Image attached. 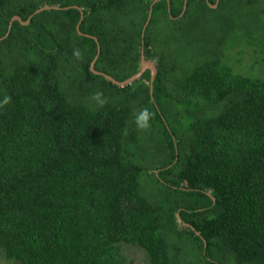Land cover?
<instances>
[{"label": "trees", "instance_id": "16d2710c", "mask_svg": "<svg viewBox=\"0 0 264 264\" xmlns=\"http://www.w3.org/2000/svg\"><path fill=\"white\" fill-rule=\"evenodd\" d=\"M239 43L247 74L227 64ZM141 53L152 93L148 70L120 87L90 69L124 81ZM5 94L8 263L123 264L130 245L149 264H264V0H0Z\"/></svg>", "mask_w": 264, "mask_h": 264}, {"label": "rangeland", "instance_id": "374dc122", "mask_svg": "<svg viewBox=\"0 0 264 264\" xmlns=\"http://www.w3.org/2000/svg\"><path fill=\"white\" fill-rule=\"evenodd\" d=\"M228 53H230V57L227 61V64L234 67V70L240 69L243 67L242 70H240L242 73H250V69L248 67V64H253L252 59L250 58L251 52H253L252 48H250L247 45H244L243 43H239L238 45L228 48ZM152 61L156 62V59H152ZM242 63H244L246 66H241ZM263 70L259 67H255V73L262 74ZM149 178V176H146ZM177 217V215H176ZM177 222L179 225L178 229L181 228L183 224L179 223V220L177 218ZM190 247L192 248V245L190 244ZM121 253L123 254L125 261L123 264H149L148 259L144 251H142L137 246H130V245H123L121 247ZM0 264H11L8 263L1 255L0 253Z\"/></svg>", "mask_w": 264, "mask_h": 264}, {"label": "water", "instance_id": "95a60500", "mask_svg": "<svg viewBox=\"0 0 264 264\" xmlns=\"http://www.w3.org/2000/svg\"><path fill=\"white\" fill-rule=\"evenodd\" d=\"M154 2H156V1H154ZM213 7H215V6H213ZM67 8H68V7H67ZM74 8H77V7L74 6ZM184 8H185V5H184ZM50 9H56V10H57V9H60V8L57 7V6H51V7H50V6H44V7L40 8V9H38V10L35 12V14L38 13V12H40V11H43V10H50ZM78 9H79V8H78ZM150 16H151V10L149 11L148 19H147V21H146V23H145V25H144V27H143L142 33H144L145 27H146V25L148 24V21H149V19H150ZM31 17H32V16H30L29 19H30ZM82 17H83V16H82V13H81V19H80V20H82ZM13 20H18V21H20L22 24H26V23H27V21H26V22H22V21L20 20L19 17H14ZM79 22H80V21H79ZM77 27H78V26H77ZM98 51H99V47H98ZM93 65H94V61H92L91 65H90V69L92 70V72H93L94 74L102 75V76H104L107 80L111 81L113 84H115V85H117V86H120V87H123V86H125V85L131 83L132 81L138 79L139 77H141V75H142L146 70H148V71L150 72V81H149V84H150V85H149V87H150V93H152V83H153V79H154L155 74H156V67H155L154 62H153V61L146 60V59H145V56H144L142 53H141V56H140V65H139V70L137 71V73H135L133 76L129 77L128 79H126V80H124V81H120V82L114 80L112 77H110V76H108V75H105V74H103V73H100V72L94 70V69H93ZM177 218H178L179 222L181 223V220H180L178 214H177ZM182 224H183V225H186V226H188V227H190L191 229H193L189 224H185V223H182Z\"/></svg>", "mask_w": 264, "mask_h": 264}, {"label": "clouds", "instance_id": "9594fccd", "mask_svg": "<svg viewBox=\"0 0 264 264\" xmlns=\"http://www.w3.org/2000/svg\"><path fill=\"white\" fill-rule=\"evenodd\" d=\"M73 56L77 59H80L81 53L79 49H73ZM94 101L97 106H103L106 103V98L103 93L100 91L93 92L89 98ZM11 101V97L8 95H3L0 98V108L9 104ZM152 119V113L148 108H141L138 112L134 113V123L139 129H147L150 127V121ZM180 223V222H179Z\"/></svg>", "mask_w": 264, "mask_h": 264}, {"label": "bare ground", "instance_id": "6f19581e", "mask_svg": "<svg viewBox=\"0 0 264 264\" xmlns=\"http://www.w3.org/2000/svg\"><path fill=\"white\" fill-rule=\"evenodd\" d=\"M146 60H147V59H146ZM149 61H152V60L149 59Z\"/></svg>", "mask_w": 264, "mask_h": 264}]
</instances>
